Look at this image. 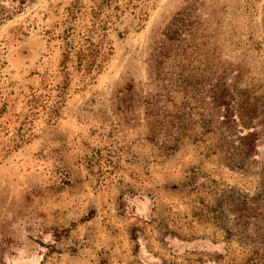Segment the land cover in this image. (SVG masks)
Here are the masks:
<instances>
[{"label": "rangeland", "instance_id": "obj_1", "mask_svg": "<svg viewBox=\"0 0 264 264\" xmlns=\"http://www.w3.org/2000/svg\"><path fill=\"white\" fill-rule=\"evenodd\" d=\"M101 4L64 90L95 0H0V264H264V0Z\"/></svg>", "mask_w": 264, "mask_h": 264}, {"label": "trees", "instance_id": "obj_2", "mask_svg": "<svg viewBox=\"0 0 264 264\" xmlns=\"http://www.w3.org/2000/svg\"><path fill=\"white\" fill-rule=\"evenodd\" d=\"M103 0H95L97 9L92 14L94 20L90 26H87L82 34H71L67 43L68 52L62 63V72L64 76L63 84L60 88L66 90L69 86L68 62L70 57H76V65L80 72L86 74H100L105 64L112 55L113 48L108 39V26L105 22H100L99 16L102 14ZM106 1V0H104ZM80 37V38H79ZM79 38L78 40H76Z\"/></svg>", "mask_w": 264, "mask_h": 264}]
</instances>
